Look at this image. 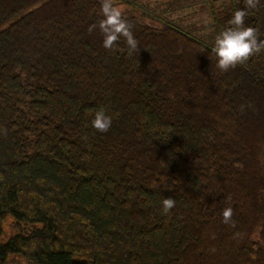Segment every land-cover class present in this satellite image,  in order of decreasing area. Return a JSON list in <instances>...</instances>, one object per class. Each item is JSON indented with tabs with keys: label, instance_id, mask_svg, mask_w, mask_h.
<instances>
[{
	"label": "trees",
	"instance_id": "16d2710c",
	"mask_svg": "<svg viewBox=\"0 0 264 264\" xmlns=\"http://www.w3.org/2000/svg\"><path fill=\"white\" fill-rule=\"evenodd\" d=\"M119 1L131 54L89 32L100 0H0V264H264V51L212 53L237 10L264 40V0H187V27Z\"/></svg>",
	"mask_w": 264,
	"mask_h": 264
},
{
	"label": "clouds",
	"instance_id": "9594fccd",
	"mask_svg": "<svg viewBox=\"0 0 264 264\" xmlns=\"http://www.w3.org/2000/svg\"><path fill=\"white\" fill-rule=\"evenodd\" d=\"M260 0H245L247 9H256ZM100 13L102 19L98 23L89 26V32L99 29L103 36L102 46L105 49H115L121 38L124 39L129 54L138 51V41L132 32V25L124 18L120 7L114 0H100ZM245 10H237L229 27L221 31L216 37L212 53L217 58L216 67L222 72H228L243 65L248 60L264 51V40L259 39V30L255 27L245 26ZM113 120L110 115L101 109L97 111L91 121V126L100 133H107ZM175 199L164 198L162 201L163 214H168L175 207ZM234 211L232 207H225L222 211V223L235 226L232 219Z\"/></svg>",
	"mask_w": 264,
	"mask_h": 264
},
{
	"label": "rangeland",
	"instance_id": "374dc122",
	"mask_svg": "<svg viewBox=\"0 0 264 264\" xmlns=\"http://www.w3.org/2000/svg\"><path fill=\"white\" fill-rule=\"evenodd\" d=\"M188 2L189 1L187 0H138V3L140 4V6L143 5V7H146V8L149 7L152 11L161 12V13L165 12L164 14L166 15L174 12L173 17L177 18L179 16L180 19L177 20V23L183 27H187L185 15L189 12V8H190L188 7L190 5ZM114 3L120 7L122 13H127V15H131V14L134 15V13L132 12V9H133L132 7L134 6L126 5L119 0L118 1L114 0ZM202 3H203V0H195V3H193L192 8H196L198 9V11H201L202 10L201 8L203 7ZM137 12H140V11H137ZM200 14L203 15V12L202 13L199 12V15ZM200 17L195 18V21L197 22L199 19H201ZM187 30H189V28ZM4 230H5L6 238H9L11 235L14 234L15 229L13 227L11 220H7L5 222ZM10 264H30V263L23 258H13L10 261Z\"/></svg>",
	"mask_w": 264,
	"mask_h": 264
}]
</instances>
